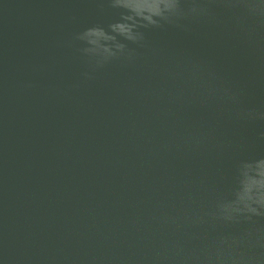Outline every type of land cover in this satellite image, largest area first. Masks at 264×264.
I'll return each mask as SVG.
<instances>
[{
    "label": "water",
    "instance_id": "95a60500",
    "mask_svg": "<svg viewBox=\"0 0 264 264\" xmlns=\"http://www.w3.org/2000/svg\"><path fill=\"white\" fill-rule=\"evenodd\" d=\"M0 264H264V0H0Z\"/></svg>",
    "mask_w": 264,
    "mask_h": 264
}]
</instances>
